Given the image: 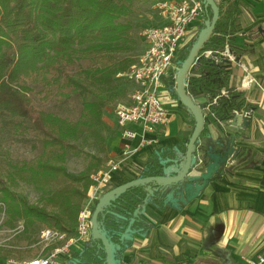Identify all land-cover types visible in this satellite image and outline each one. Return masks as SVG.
Returning <instances> with one entry per match:
<instances>
[{
	"label": "trees",
	"instance_id": "1",
	"mask_svg": "<svg viewBox=\"0 0 264 264\" xmlns=\"http://www.w3.org/2000/svg\"><path fill=\"white\" fill-rule=\"evenodd\" d=\"M217 3L220 18L204 51L217 52L228 45L227 30L221 26L232 20L234 10L226 0ZM206 12L211 17L212 11ZM132 13L128 0H0V127L32 129L42 135L38 158L14 162L7 174L12 183L20 180L33 186L39 192L35 202L18 194L0 175V203L5 206L9 226L22 221L26 232L50 228L74 233L92 184L90 174L99 170L100 159L91 156L88 166L74 173L66 165L67 158L71 150L78 149L76 142L84 135L100 138L101 128L107 126L105 111L117 100L118 75L135 62L124 55L133 48ZM195 40L189 42L178 61L186 59ZM80 56L89 62L86 67L80 63ZM76 66L84 69L80 71L82 77ZM209 70L208 76L195 77L192 83L206 93L228 89L231 70L226 71L221 84L219 70ZM212 80L219 86H212ZM37 86L40 90L34 91ZM31 93L52 99L60 107L67 106L73 95L88 93L96 100L84 101L74 120L54 109L38 107ZM243 96L234 92L219 101L231 105L236 101L246 107ZM159 168L160 161H149L144 170L147 176L143 177L158 175ZM147 186L128 190L99 215L100 227L115 244H123L121 236L136 217L134 212L145 199ZM158 205L164 206L161 201ZM139 219L132 228L147 232L148 221ZM105 258L102 242L90 239L68 264H104Z\"/></svg>",
	"mask_w": 264,
	"mask_h": 264
},
{
	"label": "crops",
	"instance_id": "2",
	"mask_svg": "<svg viewBox=\"0 0 264 264\" xmlns=\"http://www.w3.org/2000/svg\"><path fill=\"white\" fill-rule=\"evenodd\" d=\"M226 1L234 10L233 23L231 20L221 29L227 30L225 37L238 62L230 69L228 89L223 91H229V95L243 93L246 107L254 109L250 126L244 132L246 138L237 139L236 144L241 146L238 159L232 160L225 167L228 170L213 179L199 198L181 210L169 206L159 210L147 205L148 231L144 236H134L124 252L126 264H250L249 259L264 255V0ZM209 17L205 10L191 23L187 37L179 44L173 67L161 79L158 93L170 112L168 124L148 134L156 141L123 159L120 168L112 173L108 189L147 176L144 170L151 160L158 164L174 157L176 150L185 151L195 121L171 94L169 82L184 49L197 38ZM141 41L145 47L143 33ZM122 74L118 75L117 99L124 90ZM247 74L252 82L245 87L242 81ZM130 86L132 92L131 80ZM205 93L196 97L198 103L206 102ZM217 125L219 122L214 119L205 123L201 142L217 138ZM122 152L117 131L109 163L121 160ZM82 249L83 244H73L70 252L60 257V264L70 263Z\"/></svg>",
	"mask_w": 264,
	"mask_h": 264
},
{
	"label": "water",
	"instance_id": "3",
	"mask_svg": "<svg viewBox=\"0 0 264 264\" xmlns=\"http://www.w3.org/2000/svg\"><path fill=\"white\" fill-rule=\"evenodd\" d=\"M205 9L212 11L211 17L205 22V26L199 32L192 44L185 60L177 62L174 73L169 82V91L175 96L178 103L185 107L195 121L194 130L187 141L185 151L176 150L174 157L167 161H160L159 174L151 177H140L112 189H103L98 198L91 216V240L98 239L102 242L106 258L104 264H126L123 262L124 252L131 246L135 235L144 236L143 229H133L132 225L143 217L148 220L147 205L151 204L161 210L169 206L181 210L191 201L200 197L203 190L215 178L221 177L232 160L238 159L241 146L237 139H245V131L248 130L253 108H246L237 104L219 101L228 99L223 95V89L205 93L201 87L192 83V79L201 75L208 76L212 68L219 71L220 84L224 82L226 71L233 66L227 57L219 51L207 54L204 51L206 44L214 33L216 24L220 18V8L217 0H202ZM238 59H236V63ZM212 86H219L216 80L210 82ZM218 90V89H217ZM205 93L206 102L200 104L196 97ZM236 97H233L235 100ZM218 120L217 130L219 135L210 142H201L205 123ZM145 186L146 196L142 204L135 210V218L127 226L121 236L122 245L115 244L108 233L100 227L98 217L110 204L121 200V196L136 186ZM163 203V207L158 202ZM120 216V215H118ZM121 217V216H120ZM125 218V217H123ZM218 228V226H217ZM219 229V228H218ZM90 242V241H89ZM87 242L86 244H89Z\"/></svg>",
	"mask_w": 264,
	"mask_h": 264
},
{
	"label": "built area",
	"instance_id": "4",
	"mask_svg": "<svg viewBox=\"0 0 264 264\" xmlns=\"http://www.w3.org/2000/svg\"><path fill=\"white\" fill-rule=\"evenodd\" d=\"M153 6L165 20L163 24L143 32L145 49L126 74L133 83L129 102L119 104L116 109V123L123 147L122 159L109 163L106 170L92 175L89 197L79 213L72 235L47 228L41 232V242L46 248L51 247L45 255L23 261L7 259L0 264H60V257L68 254L73 244L89 242L92 207L107 187L112 173L120 168L123 159L156 141L148 134L168 124L170 112L163 106L158 93L161 79L173 67L179 44L187 37L191 23L204 14L205 5L202 0H156ZM206 53L210 54L211 51ZM219 53L236 63L237 56L229 45ZM243 68L247 70L244 65ZM242 82L243 86H249L252 82L250 74ZM222 94L228 95L229 91ZM249 263L264 264V255L249 259Z\"/></svg>",
	"mask_w": 264,
	"mask_h": 264
},
{
	"label": "rangeland",
	"instance_id": "5",
	"mask_svg": "<svg viewBox=\"0 0 264 264\" xmlns=\"http://www.w3.org/2000/svg\"><path fill=\"white\" fill-rule=\"evenodd\" d=\"M128 1L131 2V8L133 10L132 15L130 16V20L133 24V48L130 52L124 55L134 58V65L145 49L144 43L141 41L142 33L147 28L163 24L165 19L154 9V3L152 0ZM81 59L80 63L83 64V67H86L89 62L85 57H81ZM131 67L127 72L122 74L123 77H121V86L124 90L120 93L119 98L110 103L106 108L105 121L107 126L101 128V137L97 138L87 133V135H84L81 140L76 142L78 149L71 150L69 152L66 165L71 172L79 173L83 171L88 166L91 156H96L100 159L99 170L91 172V180L93 174L108 168V164L113 158L111 156V151L116 142L117 131H119L117 123H115L112 118L116 121V109L118 105L127 102L129 97L128 95L131 92L132 88L130 86V80L126 75L130 71ZM74 69H76L75 71L78 70V74L80 76V71H84V69H80L78 66ZM40 88V86H37L34 91H38ZM30 96L34 99L38 107H43L47 110L54 109L60 115L70 116L74 120L78 119L82 103L84 101L96 100L93 95L88 93L73 95L67 106L60 107L59 105H55V102L52 99L47 100L46 98H42L43 96L34 95L33 93H31ZM41 139V133L35 132L32 129L26 131L13 127H0V175L6 180L8 185L15 189L18 194L27 198L31 202H35L37 200L39 192H37L33 186L20 180L12 183L7 174L8 172H11V164L14 162L22 160L33 161L38 158L42 149ZM90 187L85 199L82 202L81 209L88 200ZM92 209H94V205ZM7 220L8 216L5 212V206L0 203V262L7 259H15L18 261L30 260L38 256L45 255L51 248L50 246L46 248L45 244L41 242V232L46 228L42 230L30 229L29 232H26L25 225L22 221L14 223L13 226H9Z\"/></svg>",
	"mask_w": 264,
	"mask_h": 264
},
{
	"label": "flooded vegetation",
	"instance_id": "6",
	"mask_svg": "<svg viewBox=\"0 0 264 264\" xmlns=\"http://www.w3.org/2000/svg\"><path fill=\"white\" fill-rule=\"evenodd\" d=\"M206 10V9H205Z\"/></svg>",
	"mask_w": 264,
	"mask_h": 264
}]
</instances>
